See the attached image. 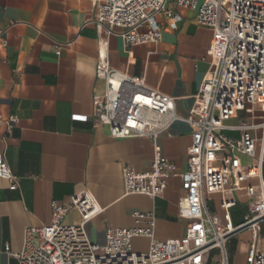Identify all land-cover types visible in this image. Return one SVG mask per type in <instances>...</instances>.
I'll use <instances>...</instances> for the list:
<instances>
[{"label": "crops", "instance_id": "1", "mask_svg": "<svg viewBox=\"0 0 264 264\" xmlns=\"http://www.w3.org/2000/svg\"><path fill=\"white\" fill-rule=\"evenodd\" d=\"M167 10L181 16V21L174 30L165 14L158 15L163 28L159 44L127 48L119 36L104 32V37L113 69L144 76L150 88L176 100L179 119L158 137L157 144L162 155L183 172L192 144L184 119L211 69L213 32L197 25L195 12L177 8L174 2L167 4ZM96 16L95 0H0V113L20 120L11 132L0 127V148L19 178L16 191L0 179V264H18L11 254L23 250L27 228L52 224L54 202L68 205L85 192L103 211L86 225L95 244H105L109 228L145 227L136 222V213L154 215L158 241L185 235L187 222L179 217L184 196L179 178H173L155 199L124 193L123 167L150 172L155 159L153 141L116 140L107 128L95 125L93 98L105 91L104 81L96 78L100 47ZM263 122L260 106L248 105L226 124ZM223 134L233 140L241 138L235 131ZM254 136L261 137V132ZM239 156L243 163L251 161ZM226 197L237 199L232 221L239 226L253 201L245 192ZM220 201L219 194L211 198L214 214H222ZM79 220L73 210L65 224L77 225ZM134 243L148 249L150 241L139 238Z\"/></svg>", "mask_w": 264, "mask_h": 264}, {"label": "built area", "instance_id": "2", "mask_svg": "<svg viewBox=\"0 0 264 264\" xmlns=\"http://www.w3.org/2000/svg\"><path fill=\"white\" fill-rule=\"evenodd\" d=\"M170 2L195 12L197 25L213 32L211 69L184 119L191 129L192 144L183 172L162 155L157 144L158 137L179 119L176 100L150 88L144 76L113 69L104 37V32L119 36L127 48L159 44L163 28L158 15L165 14L174 30L181 21V16L167 10ZM95 4L100 33L96 78L105 83L104 93L93 98L95 125L107 128L116 140L153 141L155 159L150 172L123 167L124 193L155 199L164 194L173 178H179L184 192L179 217L187 222L185 235L158 241L154 215L136 213V222L145 227L109 228L105 244H95L86 225L103 211L85 192L74 196L68 205L54 202L52 224L27 228L23 250L11 255L18 264H232L230 240L238 236L233 235L236 230L247 226L252 240L245 264H264V122L226 124L248 105H259L264 112V0H95ZM19 121L17 116L5 118L0 113V127L8 132ZM224 131L239 132L241 138L230 139ZM258 131L261 137L254 136ZM239 154L251 161L243 163ZM0 179L9 182L11 191L18 190L19 178L1 148ZM239 192H245L253 202L244 222L234 226L232 209L238 202L226 195ZM217 194L221 195V215L209 206ZM73 210L80 215L79 223L66 225L65 218ZM139 238L150 241L144 252L135 250L134 241ZM212 252H216L215 263L209 258Z\"/></svg>", "mask_w": 264, "mask_h": 264}, {"label": "rangeland", "instance_id": "3", "mask_svg": "<svg viewBox=\"0 0 264 264\" xmlns=\"http://www.w3.org/2000/svg\"><path fill=\"white\" fill-rule=\"evenodd\" d=\"M252 240V232L245 230L238 234V236L234 237L233 240L229 243V251L232 256V264H245V253L248 247L249 242ZM135 250L141 251L142 249H147V245L143 243H134ZM246 250V251H245ZM216 252H212L209 255V258L212 262H216L215 259Z\"/></svg>", "mask_w": 264, "mask_h": 264}, {"label": "water", "instance_id": "4", "mask_svg": "<svg viewBox=\"0 0 264 264\" xmlns=\"http://www.w3.org/2000/svg\"><path fill=\"white\" fill-rule=\"evenodd\" d=\"M246 229H247V226H246V227H243V228H240V229L236 230V231L233 233V235L239 234V233L245 231Z\"/></svg>", "mask_w": 264, "mask_h": 264}]
</instances>
